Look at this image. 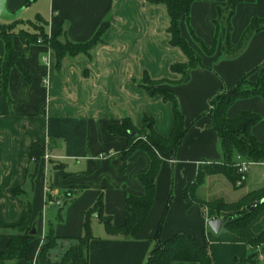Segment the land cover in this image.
<instances>
[{
    "label": "crops",
    "instance_id": "obj_1",
    "mask_svg": "<svg viewBox=\"0 0 264 264\" xmlns=\"http://www.w3.org/2000/svg\"><path fill=\"white\" fill-rule=\"evenodd\" d=\"M5 6L9 12L19 11L17 19L22 23L17 29L41 17L49 36L60 33L59 37L71 42H84L101 22L110 23L104 42L92 49L90 57H65L59 70L48 45L27 44L14 35L13 46L21 56L7 74L6 97L0 64V227L6 232L7 227L18 224L24 213L21 201L29 200L30 219L37 234L29 243L28 259L5 264H34L50 229L60 238L82 236L85 213L99 197L113 225L123 224L125 197L144 193L139 175L148 170L150 157L137 150L123 162L127 138L109 131L108 125L129 117L140 128L148 116L162 136H168L173 126L171 102L149 95L139 84L145 72L152 79L172 81L161 87L173 91L188 127L173 156L159 153L154 202L134 236L108 235L97 215L91 214L88 264H143L156 243L159 224L162 240L175 233H189L211 243L214 264H240L234 263L233 257L245 256L246 240L228 231L225 223L219 236H213L207 222L217 214L198 203L188 205L183 191L196 178L199 165L223 159L219 137L207 113L210 99L234 87L245 75L255 81L259 74L255 69L264 64V30L250 33L243 47H236L251 19L264 18V0H236L228 17L231 50L226 48L224 29L227 11L218 16L219 9L226 10L228 0H192L188 18L181 19L180 27L203 66L190 69L181 80L170 66L185 62L186 56L169 43V19L163 4L147 0H6ZM191 31L213 50L205 52ZM4 54L0 40V57ZM244 110L259 114L251 133L264 142V99H237L226 116L232 118ZM34 142L44 145L48 156L45 159L43 155L36 168L29 158ZM203 179L197 198L206 201L222 197L233 202L264 187V163L250 165L243 175V192H237L241 187L229 188L222 174H208ZM249 184L256 187L246 189ZM220 186L225 194L220 193ZM248 229L253 236L264 231V211ZM7 242L6 236L0 239V251ZM69 242L63 239L59 251Z\"/></svg>",
    "mask_w": 264,
    "mask_h": 264
},
{
    "label": "trees",
    "instance_id": "obj_2",
    "mask_svg": "<svg viewBox=\"0 0 264 264\" xmlns=\"http://www.w3.org/2000/svg\"><path fill=\"white\" fill-rule=\"evenodd\" d=\"M152 4H163L166 8V13L169 19L167 28L170 34L169 43L177 46L186 56L185 62L173 63L170 70L173 73H178L180 79H183L187 72L197 66H203L200 55L188 43L186 38L181 33L180 21L182 18L187 19L190 11L192 0H147ZM236 0H228L226 10L218 11L219 18L227 11V22L225 25L226 48L231 50L232 46L228 41L230 24L228 17L233 11ZM43 21L38 17L36 21ZM218 23V20L215 21ZM8 23V24H7ZM5 34L0 40L3 43L5 54L0 57L2 66L1 87L3 97H6V78L9 69L18 64L21 53L15 50L12 42L14 35H18L20 39L27 44L43 43L48 45L55 53V67L57 70L61 68L65 57H75L77 55L91 56L92 49L104 42L103 35L109 28L110 23L104 20L98 26L93 36L84 42H71L59 40V34L56 33L49 36L45 29L28 30L27 28H19L14 31L22 21L17 17L7 21ZM35 22H26L24 25L33 24ZM0 25H5L0 24ZM264 30V18L254 17L247 25L242 34L241 40L236 46L242 48L247 41L250 33ZM192 36L201 46V48L209 53L213 47H207L199 38L191 31ZM258 77L255 81L249 80L248 75L243 76L237 84L227 90L217 93L210 99L208 115L211 118L213 129L217 132L220 146L223 151V159L219 162L203 163L199 165L197 175L194 181L188 184L183 191L184 199L188 205L197 203L195 201V189L202 183L203 178L208 174H222L232 184H236L237 180L243 184V176L237 171L234 164V154H240L243 158L253 161H264V142L259 141L252 133L251 127L259 120V114L250 110L241 111L236 116L229 118L226 116L228 107L237 99L250 96H260L264 99V64L257 67ZM166 82H172L168 78L152 79L148 73H144L139 84L151 96L160 95L165 101L171 102L173 113V126L171 133L168 136H162L154 130L153 119L145 116L140 128H137L131 118L124 117L120 123L108 125L109 131L118 133L127 138V143L122 150L123 162L135 151H145L150 157V165L145 173L139 175V180L144 187V193L141 196L127 195L125 197V214L124 221L121 226H114L111 216L104 214L102 198L99 197L93 207L85 213L83 225V235L70 239L60 238L50 229L42 244L40 245L34 264H88L87 248L90 239L92 238L91 228L89 225L90 216L92 213H97V218L104 224L108 235L134 236L139 228L145 222L149 210L154 202L155 196V177L158 173L161 158L159 153H166L171 156L180 144L188 125H185V120L180 112L175 95L171 89L163 88L161 85ZM45 146L39 142H34L29 150V158L35 164V168L44 155ZM18 193V190L16 191ZM262 200L257 203L251 210L247 209V205L253 201ZM24 208V213L21 221L13 226L7 227L8 231H1L0 239L4 236L8 237L6 248L0 251V264H5L19 259H28L27 250L30 241L37 236L35 225L31 223V204L29 200L21 201ZM201 206H206L215 210L217 214L220 212H228L225 216V228L244 238L250 248H255L258 244H264V231L256 236L249 233L248 226L255 220L260 212L264 211V187L247 193L233 202H226L222 198L213 200H201ZM218 217V215H217ZM70 241L62 251V241ZM156 241L154 247L149 251V254L143 264H174L177 261L197 262L199 264H214L211 253L210 244L207 239L199 240L189 233H175L169 238L160 239V224L154 235ZM72 241V242H71ZM57 255L56 259L53 255ZM254 254H250L252 256Z\"/></svg>",
    "mask_w": 264,
    "mask_h": 264
},
{
    "label": "rangeland",
    "instance_id": "obj_3",
    "mask_svg": "<svg viewBox=\"0 0 264 264\" xmlns=\"http://www.w3.org/2000/svg\"><path fill=\"white\" fill-rule=\"evenodd\" d=\"M27 13H31V11H28ZM19 14V11H17V15ZM5 23V25H0V35L1 36H7L6 34H5V28L6 27H8L7 25H6V23H7V21H0V24H4ZM8 24V23H7ZM24 27L25 28H27L28 30H35V29H38L39 31L40 30H42V29H45L44 27V22L43 21H40V20H38V21H35V23H33V24H29V25H24ZM14 31H17V27L14 29ZM59 38V40L60 41H62V42H65L66 41V39H64V38H61V37H58ZM180 76V75H179ZM237 155H240V154H236V156ZM243 158V157H242ZM245 159V158H244ZM247 160V159H246ZM235 161H236V159L234 160V163H235ZM251 162H252V164L253 163H257V162H264V161H253V160H250ZM248 171V170H247ZM246 171V172H247ZM217 174H219V173H217ZM245 175V174H244ZM224 176V175H223ZM225 177V176H224ZM226 178V177H225ZM227 179V178H226ZM243 180V179H242ZM227 181L229 182V185H227L229 188H234V189H237V188H239V187H241L242 185H239V184H237V182H236V184H232L228 179H227ZM238 181V180H237ZM204 182V179H203V181H202V183ZM242 182V181H241ZM226 184V183H225ZM219 185V184H218ZM199 186H197L196 187V189H195V201H197V203H199V204H201L200 202H201V200L199 199V197L197 198V188H198ZM254 187H256V185L255 184H252V185H248V186H246V189H252V188H254ZM219 188H221V194H225V190H224V188H222V186H220ZM245 189V188H244ZM238 193L239 192H243V190H242V187L240 188V189H238V191H237ZM229 193H230V191H229ZM232 194V193H231ZM229 197H234V196H232V195H230ZM219 198H222V197H219ZM223 199V198H222ZM224 200V199H223ZM225 201V200H224ZM203 208H205V209H210V208H207L206 206H204ZM214 213L215 214H217L216 213V211L214 210ZM228 214V212H220L219 214H217L218 215V217H215V218H222V217H225L226 215ZM209 219H211V218H209ZM208 219V220H209ZM212 231V230H211ZM213 232V231H212ZM213 236H219V234H217V233H214L213 232ZM221 237V236H220ZM211 244V243H210ZM210 253H211V250H210ZM250 254H254V255H252V256H250ZM263 255H264V244H258V245H256L255 246V248H250V247H248V245H247V252H246V254H245V256L243 257V258H234L233 257V262L234 263H240V264H263V261H264V257H263ZM212 256V255H211ZM221 261H222V263H224V256H222L221 257Z\"/></svg>",
    "mask_w": 264,
    "mask_h": 264
},
{
    "label": "water",
    "instance_id": "obj_4",
    "mask_svg": "<svg viewBox=\"0 0 264 264\" xmlns=\"http://www.w3.org/2000/svg\"><path fill=\"white\" fill-rule=\"evenodd\" d=\"M6 0H0V19L5 21L13 20L17 17V12H9L6 9ZM262 200L253 201L247 205V209L251 210L257 203H260ZM59 203V202H58ZM96 213L92 214V217H96ZM226 221L225 217L222 218H211L208 220V227L214 232L218 233L224 222Z\"/></svg>",
    "mask_w": 264,
    "mask_h": 264
},
{
    "label": "built area",
    "instance_id": "obj_5",
    "mask_svg": "<svg viewBox=\"0 0 264 264\" xmlns=\"http://www.w3.org/2000/svg\"><path fill=\"white\" fill-rule=\"evenodd\" d=\"M44 158L48 159V156L46 154H44ZM234 164L237 168V171L243 176L246 173V171L249 169L252 162L250 160H246V159L242 158L241 155H237L236 161ZM240 183H241V180H238L237 184H240ZM263 257H264V255H263Z\"/></svg>",
    "mask_w": 264,
    "mask_h": 264
}]
</instances>
